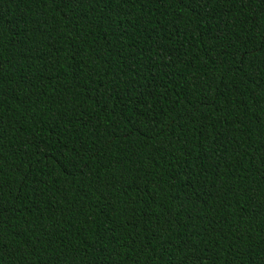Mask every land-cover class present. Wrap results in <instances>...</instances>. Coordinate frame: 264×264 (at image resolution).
I'll use <instances>...</instances> for the list:
<instances>
[{"label":"trees","instance_id":"16d2710c","mask_svg":"<svg viewBox=\"0 0 264 264\" xmlns=\"http://www.w3.org/2000/svg\"><path fill=\"white\" fill-rule=\"evenodd\" d=\"M0 264H264V0H0Z\"/></svg>","mask_w":264,"mask_h":264}]
</instances>
